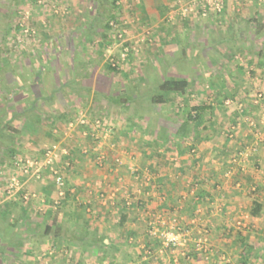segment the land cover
<instances>
[{
  "label": "crops",
  "instance_id": "0c3cea01",
  "mask_svg": "<svg viewBox=\"0 0 264 264\" xmlns=\"http://www.w3.org/2000/svg\"><path fill=\"white\" fill-rule=\"evenodd\" d=\"M218 17L222 40L217 49L210 45L203 48L204 60L209 64L206 69L210 76L218 77L220 90L227 91L229 86L236 96L245 95L246 77L241 73L240 50L245 48L250 54L247 62L257 70L256 78L260 79L259 75L264 74V48L258 53L260 57L253 56L240 34L244 23L256 25L255 37L264 41V0H226V7ZM62 48L57 45L52 50L57 55L54 61L45 56L41 75L38 63H35L37 68L28 65L32 68L28 79L8 80L5 85L0 80L1 86L12 87V91L0 95L2 173L11 170V162L20 151H30L34 136L52 131L59 134L60 127L64 131L76 111L84 108L80 104L88 102L89 106L99 107L96 98L101 95L100 106L106 108L110 105L108 97H111L112 83L98 80L96 71L100 67L96 59L88 57L87 62L76 61L66 69ZM225 73L224 78L221 77ZM56 74L58 79L54 77ZM210 96L211 100L219 94L211 93ZM118 104L126 103L116 100ZM105 116L109 117L104 119H108L112 128L109 141L112 138L118 140L117 132L129 135L130 131L122 127L120 118ZM206 118V130L189 131L190 140L184 143L188 144L186 149L189 152L185 149L176 165H170L160 153L157 157L149 153L156 144L161 147L162 142L155 137L161 132L162 124L154 132L155 139H143L142 145L137 144L141 139L139 136L124 141L122 137L117 141L119 147L130 146L132 154L137 152L132 156L129 152L115 150V154L123 156L121 166L116 165L111 155L104 167H100L94 152H82L86 145L84 138L70 135L71 167L66 173L67 192L64 196L59 198L57 188L46 172L38 178H24L23 190L14 197H8L5 189L0 190V264L100 262L106 258L107 251L119 247L124 240L133 249L138 243L133 241V236L140 233L139 228L147 222V217L135 207L125 206L124 199L137 190H140L146 208L152 213H163L168 220L176 219L178 225L188 223L196 215V209L203 208L202 224L210 229L209 241L218 257L211 254L207 258L199 254L193 264H264V193L254 194L249 190L252 182L257 183L262 165L261 170L251 169L246 176L236 171L235 174H241H233L226 180L223 175L235 166L232 157L237 153L238 145L249 140L252 145L261 147L264 136L260 139L255 133L246 132L243 125L234 137H228L224 127L212 123L214 117L208 111ZM163 144L173 147L167 141ZM260 155L259 150L254 156L255 166L261 162ZM246 165L250 169V163ZM134 166L138 175L130 170ZM149 176L152 177L150 181ZM237 180L243 182V187H237ZM162 194L167 200H160ZM58 198L60 203L56 205ZM193 199L200 201L190 213L186 211V205ZM218 202H223V209L212 212L211 206ZM241 216L247 218L249 228L240 232L234 223ZM197 234H193L194 238ZM102 240L107 246L102 245ZM131 254L135 256L133 251Z\"/></svg>",
  "mask_w": 264,
  "mask_h": 264
},
{
  "label": "rangeland",
  "instance_id": "374dc122",
  "mask_svg": "<svg viewBox=\"0 0 264 264\" xmlns=\"http://www.w3.org/2000/svg\"><path fill=\"white\" fill-rule=\"evenodd\" d=\"M189 4L191 0H0V80L5 85L8 80L28 79L32 73L31 69L37 68L35 63H38V73L41 75L42 60L48 55L49 60L54 61V56L57 55H54L52 50L57 45L63 47L61 56H64L62 61L64 60L67 65L66 69L71 66V63L83 62L88 57H93L100 67L96 71L98 80L106 84H110V81L112 83L111 97H108L110 105L106 108L101 107L99 103L102 102V96L98 95L96 99L99 101V107L89 106L86 102L85 105L80 104L81 107L84 106L83 110L94 117L103 119L107 117L105 114L120 118L122 127L130 132L127 136L119 132L115 133L118 140L122 137L121 140L124 141L126 138L134 139L139 136L138 138H141L137 140L139 145H142L143 139H153L154 132H157L156 130L160 127L158 125L162 124L163 126L159 129L161 132L155 135L156 140L162 142L161 147L156 144L149 149V153L156 157L160 153L170 165H176L188 145L184 143L190 140L191 135L178 138L176 132L185 119L186 111L196 105H211L212 108L208 112L214 117V121L211 120L212 123L224 127L226 133L235 123L237 125L233 130L235 136L238 128L243 125L246 132L253 133L246 120L239 119L242 122L241 125L238 124L239 121L235 122L239 117L238 104L244 103L247 105V115L259 123L258 130L264 136V127L260 123L264 113L261 104L259 106L254 102V95L259 90H264V74L262 77L259 75L260 79L256 78L257 70H253L247 62V59L251 58L250 54L245 48L240 47L242 50H240L239 60L243 65L241 66L242 76L246 77L243 85L246 94L236 96L229 86L227 87L229 93L220 90L218 88L220 81L216 80L218 77L210 76L206 69L208 63L204 60L203 48L209 45L214 49L219 47V42L222 40L219 27L221 24L217 21L218 15L224 10L220 13L212 11L208 16H202L199 8L195 7L191 13L184 15L182 9ZM26 11H29V17H26ZM243 25L245 26L240 34L243 37L242 41L249 46V50L256 57L263 50L264 41L255 37L256 25L249 23ZM28 28L33 29L34 33H28L26 31ZM113 63L116 64L115 69L110 67ZM29 64L32 68L28 66ZM225 75L226 73L221 77L224 78ZM54 77L58 79L57 74ZM168 78L189 79L187 93L183 96L176 92L166 93L165 101L155 102L154 97L160 93V82ZM1 84L0 95L12 91L11 86H1ZM211 93L214 95L218 93L221 96H215L210 100ZM227 99L230 102L227 103ZM116 100L126 104L116 105ZM77 113L76 111L69 121L74 119ZM104 120L108 123V119ZM5 126L7 127L8 124L6 123ZM60 129L59 134L52 131L34 136L30 151H20L18 155H28L39 159L43 150L52 145H66L70 149L68 137L73 134L84 138L87 146L83 148L90 147V140L83 137L78 127L68 134L66 127L64 131L63 127ZM132 130H135L134 133ZM165 140L173 147H165L163 144ZM117 141L113 138L108 141L115 144L113 149L108 148L110 158L111 155L115 158L118 154L114 153L115 150L129 152V155L135 156L137 152L132 154L130 146L119 147ZM248 141L240 145L237 142L236 149L240 150L243 146L251 144ZM261 147H256L251 155H258L260 150V164L255 166L254 160L250 159L248 162L251 165L250 169L245 165L242 174L246 176V172L251 169L259 170L262 165V171H258L260 173L257 183L252 182L251 185H260L264 189V144ZM160 148H162L161 151H159ZM186 151L189 152V149ZM118 156L123 164V156L121 154ZM235 172L234 175H236ZM8 175L7 170L5 173L0 172V190L5 189ZM224 178L229 179L225 176ZM261 192L264 193V190ZM147 230L148 224L145 222L139 228L140 233L137 237L133 236V241L138 242L133 249H130V244L128 245L124 240L119 247L106 252L104 261L87 264H103L104 262L162 264L163 261L166 264H175V258H179L176 264H193L199 254L204 257L203 253L196 251L190 244L185 250L168 249L151 254L148 260H142L145 249L148 248L142 247L147 245L146 241L149 237ZM143 236L145 237L142 238ZM212 247L213 251L209 257L211 254H216L215 247L213 245ZM131 251L135 256L131 254ZM183 251L189 255V261L183 255ZM129 252L133 260L128 259ZM208 261L210 262L211 259ZM221 261L224 260L221 259ZM34 264L41 263L34 262Z\"/></svg>",
  "mask_w": 264,
  "mask_h": 264
},
{
  "label": "built area",
  "instance_id": "2783aa9c",
  "mask_svg": "<svg viewBox=\"0 0 264 264\" xmlns=\"http://www.w3.org/2000/svg\"><path fill=\"white\" fill-rule=\"evenodd\" d=\"M40 2V1H39ZM226 0H191V4L184 7L182 13L187 15L193 11L195 7L199 8L202 16H208L210 12L215 11L220 13L224 10ZM56 11V10H55ZM26 17H29V11H26ZM28 33H34L33 29H26ZM116 64L113 63V66ZM264 90H259L254 95V102L260 106L264 113ZM227 103L230 102L226 101ZM239 117L236 118L235 122L239 119L246 120L251 127L253 133L256 136H263L262 132L258 130V122L247 115V105L244 103L238 104ZM238 122V124L240 123ZM261 125L264 127V114L260 120ZM79 128L83 137L90 140V147L82 148L84 154L89 153L93 150L95 152V161L100 167H104L108 161L110 155L108 153V148L113 149L115 144L109 142V138L112 135V129L108 126L103 118L94 117L88 114L85 110H79L76 117L69 121L66 126V133H71L76 128ZM237 125L235 123L229 129L230 137H233V130H235ZM108 146V147H107ZM256 150V146L252 144H247L243 146L237 153L232 157L234 167H230L225 173V176L231 178L234 172L240 171L244 172L245 165L249 162L250 156ZM70 149L68 146H58L52 145L43 150L41 158H35L28 155H16L10 165V171L7 179V184L5 191L8 197H14L23 190L24 178L29 177H39L43 172L48 173L53 183L55 184L59 198L64 196L67 192V181H66V171L71 167ZM114 158V157H113ZM114 162L117 166L122 165V159L118 154L114 158ZM132 173L137 174L138 169L131 167ZM151 176L148 177L150 181ZM148 181V182H149ZM237 187H243V182L237 180ZM257 185H250L249 190L255 191ZM140 190H137L134 194L126 196L124 199V204L127 207H135L140 213L147 217L148 233L152 239L159 242V247L155 251H150L149 248L145 249V254L142 256V260H148L151 254L157 252H163L168 249L172 250H185L190 244H192L196 251L203 253L205 257L209 258L210 253L213 251V247L209 241L210 229L206 224H202V212L203 208L198 207L196 209V215L191 218L188 223L178 225L176 219L168 220L163 213L157 212L152 213L148 208L145 207L143 199L140 197ZM59 198L55 201V204L60 203ZM162 201L166 199V195H160ZM224 207L223 202H218L214 206H211L212 212L221 211ZM237 231H246L249 228V223L245 216L237 218L234 223ZM198 230H197V229ZM199 231V232H198ZM198 233L197 237L194 238L193 234ZM143 248L146 245L142 246ZM183 255L186 258H190L189 255ZM179 258H175L174 262H178ZM103 264H112L109 262H104ZM128 264H136V262H130ZM174 264V263H172Z\"/></svg>",
  "mask_w": 264,
  "mask_h": 264
},
{
  "label": "trees",
  "instance_id": "16d2710c",
  "mask_svg": "<svg viewBox=\"0 0 264 264\" xmlns=\"http://www.w3.org/2000/svg\"><path fill=\"white\" fill-rule=\"evenodd\" d=\"M110 67L112 69H115L114 68L115 66H110ZM188 86H189V82L187 79L184 78L165 79L162 82H160L159 84L160 93H158L156 97H154L155 98L154 100L155 102H163L165 101V97H164L165 94L171 92H176L178 95L183 96L185 93H187ZM211 108H212L211 105L202 104V105L193 106L192 109L186 111L187 113L185 119L178 128L176 132V136L178 138H183L190 133L189 131H198L200 129L206 130L207 127L206 113ZM209 124H211V122H209ZM227 136L229 137V130H227ZM250 159L255 161L254 156H250ZM240 174H241L240 172L236 173V175H240ZM262 190H264L263 187L257 185L256 190L252 191V193L257 194L260 193ZM199 201H200L199 199L190 200L186 205V211L193 213V211H195V209L197 208ZM101 242L103 246H107V244H105L103 240ZM146 244H147L146 246L149 248L150 251H155L159 247V242L155 239H152L150 236L148 237ZM128 259L133 260L132 255H130V252L128 254ZM225 264H231V263H225Z\"/></svg>",
  "mask_w": 264,
  "mask_h": 264
}]
</instances>
